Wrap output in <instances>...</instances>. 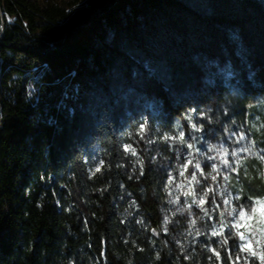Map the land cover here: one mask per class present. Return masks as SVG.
I'll use <instances>...</instances> for the list:
<instances>
[{
	"label": "trees",
	"instance_id": "obj_1",
	"mask_svg": "<svg viewBox=\"0 0 264 264\" xmlns=\"http://www.w3.org/2000/svg\"><path fill=\"white\" fill-rule=\"evenodd\" d=\"M239 129L264 149V0H0V264H260L172 194L187 154L231 223L200 150Z\"/></svg>",
	"mask_w": 264,
	"mask_h": 264
},
{
	"label": "rangeland",
	"instance_id": "obj_2",
	"mask_svg": "<svg viewBox=\"0 0 264 264\" xmlns=\"http://www.w3.org/2000/svg\"><path fill=\"white\" fill-rule=\"evenodd\" d=\"M60 2H70L72 0H57ZM241 136L246 137V139L240 140L239 143L236 141L239 140ZM175 138V139H172ZM171 138L172 143L178 145L183 140V138H180V134L174 135ZM191 145V144H190ZM194 145V144H193ZM191 145V147H193ZM241 148H246L247 151L239 152L237 156H233L232 153L235 151H238ZM224 149H227L228 155H224ZM262 148L258 147V143L255 139L249 136L245 131L239 129L234 130L230 133V140L229 141H210L208 142L207 151H201L200 153L202 155V161L206 163L209 166V174L208 178L209 180L216 185V195L219 197V199L222 200L224 203V199H228L230 201V204L225 205L226 209L231 213L233 208H239L241 205L240 200L235 199L238 195L235 194V192L230 187V178L231 174L229 169L226 165L223 164V160L227 159L229 164L233 165V168L236 169V167L243 161L247 160L248 158H257L260 160L263 164L264 168V160L260 159V155H264V153L261 152ZM209 157H215V159H209ZM191 161V163H189ZM219 162V163H218ZM185 165H187V168L185 169ZM197 165L192 158L188 157L187 154L184 155L183 163L180 166L179 170L180 173L183 171V175L180 174L179 178L175 181H173L172 184V194L177 198H183L185 201L183 204L187 207L189 205H197L194 203L195 200H200L201 197H203L204 203L202 206L206 205L207 203L210 204L209 206V218L211 220H214L216 217L219 218V223H216L214 225V229L212 232H222V236L226 234L231 228L232 223L235 220V217L231 215L232 221L231 223H228L225 219V215L221 207L217 208L216 205H219L218 203L211 202L210 201V191L206 184H204L200 178V169H197L195 167ZM216 165L219 169L218 172L212 171V166ZM196 173V180H192L191 176L192 173ZM264 174V172H263ZM211 176H215L216 179L212 180ZM227 177V179H225ZM199 181V183H197ZM197 189V192L195 193V190ZM205 191H208L207 196H204L203 193ZM187 193V194H186ZM223 193V196L221 195ZM190 197V198H189ZM264 199V198H263ZM249 203H246L245 209L248 208ZM236 231V229H235ZM240 231H245L244 228H241ZM247 235V232H246ZM217 237L221 235H215ZM259 240V243H256V241ZM242 243H244L242 241ZM252 248L253 250L257 252L264 251V238L261 237V234L257 233L255 235V238L252 241ZM255 258V257H254ZM259 261V260H258ZM260 263V262H259Z\"/></svg>",
	"mask_w": 264,
	"mask_h": 264
},
{
	"label": "snow or ice",
	"instance_id": "obj_3",
	"mask_svg": "<svg viewBox=\"0 0 264 264\" xmlns=\"http://www.w3.org/2000/svg\"><path fill=\"white\" fill-rule=\"evenodd\" d=\"M193 127H195V125H193ZM144 131V126L141 125V133H143ZM180 138H183V133L180 134ZM165 139H169V137H165ZM175 139V138H172ZM246 139V137L241 136L239 138V140H237L236 142L239 143L240 140ZM188 147H191V145H188ZM130 148V146H125V149L128 150ZM132 154L135 155V149H131ZM247 151L246 148H241L238 151H235L232 153L233 156H237L239 154V152H244ZM262 153H264V149L261 150ZM224 155L227 156L228 155V151L227 149H224ZM260 159L264 160V155H260ZM209 159H215V157H209ZM223 164L227 166V168L231 171H235V168H233L232 164H229L227 159H224ZM189 163H191V161H189ZM195 167L197 169H199V164L195 165ZM187 168V165H185V169ZM97 171H99V168H97ZM201 175H203V170L201 169ZM212 171L214 172H218L219 169L217 168L216 165L212 166ZM181 175H183V171H181L180 173ZM192 180H196V173L193 172L192 176H191ZM212 180H215L216 177L215 176H211ZM225 179H227V177H225ZM169 183H171V180L169 181ZM197 183H199V181H197ZM212 189H208V191H211ZM208 191H205L203 193L204 196H207ZM187 194V193H186ZM223 196V193L221 194ZM235 199H240L239 196L235 197ZM248 201H250L251 203L249 204L248 208L245 209L244 205H240L239 208H233L232 212L230 213V215L235 217L234 222L231 225V228L236 229V233L235 235L239 236V239L241 241H243L244 243L240 244L237 246L239 251H244L249 253L250 256L255 257L259 260L260 264H264V251L261 252H257L255 250H253L252 248V241L255 238V235L257 233L261 234V237L264 238V199H253L252 197H248L247 198ZM194 203H196L198 206H202V204L204 203L203 197H201L200 200H195L194 199ZM224 204L228 205L230 204V201L228 199H224ZM189 207H191V205H189ZM217 208H219V205H216ZM207 211V210H205ZM194 223V221H193ZM241 228H244L245 231H240ZM247 232V235H246ZM222 235V232H213V235ZM260 241L257 240L256 243H259ZM223 243H227V238L224 239ZM212 251L215 252V249H213ZM217 257H219V253L216 252ZM231 255V252H229V256ZM237 261L240 259L239 256H237Z\"/></svg>",
	"mask_w": 264,
	"mask_h": 264
}]
</instances>
